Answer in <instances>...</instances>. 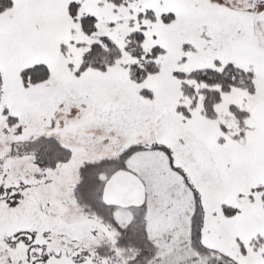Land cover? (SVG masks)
Listing matches in <instances>:
<instances>
[{"label":"snow or ice","instance_id":"1","mask_svg":"<svg viewBox=\"0 0 264 264\" xmlns=\"http://www.w3.org/2000/svg\"><path fill=\"white\" fill-rule=\"evenodd\" d=\"M0 264H264V0H0Z\"/></svg>","mask_w":264,"mask_h":264}]
</instances>
